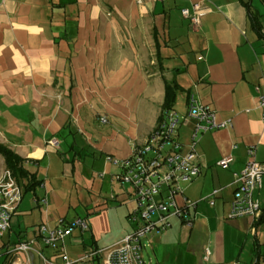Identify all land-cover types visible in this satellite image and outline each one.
Wrapping results in <instances>:
<instances>
[{"label": "crops", "instance_id": "crops-1", "mask_svg": "<svg viewBox=\"0 0 264 264\" xmlns=\"http://www.w3.org/2000/svg\"><path fill=\"white\" fill-rule=\"evenodd\" d=\"M195 4L203 10L199 25L182 14ZM184 73L196 83L187 91V105L195 94L223 125L194 137V118L179 124L178 141L193 146L202 164L184 192L197 203L189 207L192 226L172 218V230L156 237L151 232L144 248L152 247L157 264H264V223L227 217L235 175L245 168L249 148L264 162L257 102L264 75V0H0V141L25 159L42 188L35 203L24 192L13 216L36 212L38 220L31 233H16L12 225L0 237V264H47L42 255L66 264L39 235L42 225L53 229L70 221L55 209L63 186L51 177L87 171L114 182L121 171L114 161L145 144L158 124L167 83L184 89ZM228 155L233 161L218 165ZM5 169L2 156L0 176ZM132 195L113 189L100 215H77L87 218L89 230L75 228L65 238L72 264H103L99 250L134 230L127 204ZM256 196L264 209V180ZM184 197L177 199L186 207ZM119 208L128 213V229L111 216ZM26 240H36L32 249L13 252Z\"/></svg>", "mask_w": 264, "mask_h": 264}, {"label": "built area", "instance_id": "built-area-1", "mask_svg": "<svg viewBox=\"0 0 264 264\" xmlns=\"http://www.w3.org/2000/svg\"><path fill=\"white\" fill-rule=\"evenodd\" d=\"M202 7L194 5V10L183 9L182 14L199 25ZM257 102L263 112L264 121V75L257 86ZM188 113L180 115L175 109L164 113L156 128L142 146L135 149L134 154L124 160H115L121 171L116 178L122 184L133 186V199L136 210L130 218L136 227L115 244L100 249L104 253L103 264H146L143 258L144 240L155 230H165L171 226L172 218H179L187 226H192L189 207L196 206L184 197L186 185L193 182L202 173V164L195 148H185L177 139L179 124L187 118L196 120L194 137L199 131L221 127L216 121L215 111L195 94L188 98ZM105 120V118H104ZM233 161L231 155L222 158L218 165L227 167ZM264 162L256 158L255 147L248 150L245 168L235 175L237 185L234 192L228 219L248 216L257 220L262 214V206L256 192L263 186ZM214 190L212 195L218 193ZM24 196V188L12 171L5 169L0 176V237H3L12 226V217ZM178 196H183L187 206L178 203ZM214 204L211 196L206 198ZM75 228L83 232L89 230L87 218L78 217L73 221L61 220L59 224L48 229L39 227V235L46 246L57 250L66 264H72L65 249V238ZM36 240L19 241L13 252H27L32 249ZM210 248L205 251L204 259L208 261ZM42 255V254H41ZM47 264H56L42 255ZM233 264H239L235 262Z\"/></svg>", "mask_w": 264, "mask_h": 264}, {"label": "rangeland", "instance_id": "rangeland-1", "mask_svg": "<svg viewBox=\"0 0 264 264\" xmlns=\"http://www.w3.org/2000/svg\"><path fill=\"white\" fill-rule=\"evenodd\" d=\"M180 83L184 87V89L178 91L177 94V102L175 105V110L180 115H186L188 113L189 107L187 105V91L190 88H194L196 83L195 79L191 77V74L184 73L180 77ZM102 122H105L104 119H102ZM0 143H3L0 141ZM3 155L0 154V157ZM53 173V172H52ZM72 174V173H71ZM71 174L66 175L62 177V180H59L57 178L51 177V180L54 185L60 186L62 185L63 188L61 189V193L58 194V206H55V209L59 210V213H61V216H66L70 221L74 220L77 215L85 216L87 210L90 211L93 215H100L101 212V202H109L110 199H107V197H110L113 189L120 190L122 192H134V188L131 184L126 183L124 186L121 185V183L117 180L116 175H114V182L110 180L111 178L108 177V179L102 180V176L98 174L90 173V172H83V174H76L75 176H72ZM24 188V185H23ZM25 189V188H24ZM26 190V189H25ZM26 195V201L28 202H34V197L37 192V194L42 193V188L32 189L25 191ZM105 198V199H104ZM107 204V203H106ZM128 209L130 212H134L136 210V202L135 200L130 201L127 203ZM121 205V204H119ZM108 206V205H107ZM108 208V207H107ZM111 216L113 217V220L117 223H122L123 228H129L131 227L127 220V212L126 214L123 212L122 209L119 208V212L117 210H110ZM58 215V214H57ZM59 218V217H58ZM38 220V214L36 212L32 213H22V215L18 216L15 215L12 218V225L13 229L16 233H18L20 230L26 231L28 230L29 233L33 231V223ZM176 222V220H175ZM177 226L178 223H176ZM20 225V226H19ZM121 226V224H120ZM175 229V228H174ZM172 229L168 228V231ZM177 230V229H175ZM184 232L188 233L189 228L186 227L183 229ZM166 231H158L155 230L151 233L152 237L159 236L160 234L166 233ZM126 235V234H125ZM124 235V236H125ZM6 236L5 238H7ZM15 239V238H14ZM2 239H0V242ZM145 241V240H144ZM198 246L201 245V242H197ZM2 244V242H1ZM143 258L146 261V264H157V258L152 250V247L146 246L143 250Z\"/></svg>", "mask_w": 264, "mask_h": 264}, {"label": "trees", "instance_id": "trees-1", "mask_svg": "<svg viewBox=\"0 0 264 264\" xmlns=\"http://www.w3.org/2000/svg\"><path fill=\"white\" fill-rule=\"evenodd\" d=\"M254 25L257 30L260 27L257 24L256 19H254ZM180 87L178 83H167L165 90V99L162 107V112L159 117L158 122L164 116L168 110L174 109L177 101V94ZM0 154L5 158L6 169L12 171L13 175L17 178L22 186L24 185L25 191L35 189L39 185V180H37L36 173L29 170L25 164V159L18 155L13 149L4 143H0ZM264 223V209L262 208L261 216L256 220L255 225L259 226Z\"/></svg>", "mask_w": 264, "mask_h": 264}]
</instances>
